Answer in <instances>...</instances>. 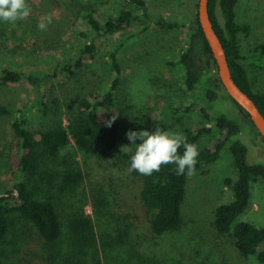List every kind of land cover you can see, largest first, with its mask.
Masks as SVG:
<instances>
[{"label": "trees", "instance_id": "trees-1", "mask_svg": "<svg viewBox=\"0 0 264 264\" xmlns=\"http://www.w3.org/2000/svg\"><path fill=\"white\" fill-rule=\"evenodd\" d=\"M76 1L82 7L79 15H82L92 35L88 43L74 51L72 59L64 56L61 63L52 68L51 73L46 74L26 75L7 68L0 72L2 87L17 84L22 80L37 87H41L40 84L43 86V93L37 105L25 103L16 110L0 106L1 116L13 115L11 124L13 137L8 163L15 178L12 183L0 187V264H14L4 260L2 250L8 240L10 217L13 214L30 227L25 230L17 246L28 244L26 238L35 233L40 242L41 251L38 256L40 255L42 264H164L159 251L165 242L162 241L163 237L175 233L180 228L181 205L189 175L187 170L177 175L174 171L175 164H162L158 171L145 175L131 169L130 155L122 154L116 158H121L125 168L118 169L126 171L127 174L122 177H116L112 173L105 175L103 181L108 188L104 191L95 179L89 178L87 168H82L75 156L69 157L63 153L72 142L84 158L95 156L105 161L114 158L112 154L118 145L120 133L114 106L121 83V67L117 57L120 46L109 52V67L113 78L100 99L94 102L88 99L80 100L77 107L68 113L66 126L58 122L43 128L39 131V139H36L30 122L34 107H39L43 112L48 110L44 100L51 95L55 79L69 80L87 63L94 61L97 53L95 38L123 32L133 23L144 25L150 22L156 28L165 31L178 29L180 24L162 17L150 19L148 6L144 0H119L133 9H124L126 8L124 6L115 20L107 19L101 23L91 5L105 0ZM237 4L238 0H209V14L222 42L234 82L254 101L264 115V92L254 88L251 72L242 63L245 58L241 54L239 36L248 34L250 28L248 24L238 22ZM216 9L221 14L223 25L219 22ZM188 28L175 61L167 63L178 67L185 92H193L198 87L201 90L199 98H204L205 95L207 100L212 101L224 91L217 79L212 53L198 24L196 13ZM257 49L264 56V44ZM207 63L210 64L211 70H206ZM206 71L209 87L204 88L205 92L202 95L203 87L202 82H199V76ZM229 101L239 109L235 102L230 99ZM189 109V106L185 108ZM157 114L152 109L147 110L132 130L168 129L167 124ZM200 115L203 118L201 127L197 130L184 131L187 141L198 144L201 137L212 130L216 138L212 144L199 149L194 172L203 171L219 158L222 150L227 148L237 174L236 180L231 178L224 180V184L233 190V199L215 208L213 226L219 235L231 237L234 248L241 256L254 257L258 262L264 263V227H257L247 221H238V217L250 206L252 183L261 181L264 184V164L248 163V150L238 138L241 128L236 121L220 114L214 118V127H209L207 121L210 120V114L205 107L200 109ZM112 116L116 118L109 126L107 121ZM247 119L251 124L248 117ZM256 134L259 136L257 131ZM183 151V146L178 148L180 154ZM41 165L48 168H40ZM34 176L50 190H54L56 195L30 187L26 179ZM125 178L137 187L133 197L140 203L144 221L137 222L135 216L111 209V200L118 204L117 197L123 198L122 200L126 197V194L122 193ZM82 187L84 190L79 194ZM63 195H67L72 204L76 203L71 205L72 209L65 217H62L57 209V202ZM82 198L91 204L92 216L84 212ZM100 224L104 227L101 236L106 240H103L104 244L101 245L97 233ZM14 255H19V248L15 249Z\"/></svg>", "mask_w": 264, "mask_h": 264}, {"label": "rangeland", "instance_id": "rangeland-1", "mask_svg": "<svg viewBox=\"0 0 264 264\" xmlns=\"http://www.w3.org/2000/svg\"><path fill=\"white\" fill-rule=\"evenodd\" d=\"M144 1L148 6L150 19L162 17L174 20L180 27L165 31L147 21L148 23L144 25L133 23L123 32L95 38L97 53L94 61L87 63L69 80L55 79L51 95L44 100L48 107L46 112L39 107L33 108L30 127L36 133V139L40 138L39 131L43 128L58 122L66 126L68 113L77 107L80 100L88 99L94 102L100 99L113 78L109 67V52L120 46L117 57L121 67V83L114 100L120 133L118 145L112 154L114 158L109 161L95 156L84 158L72 142L63 151L69 157L75 156L81 167L87 168L89 178L95 179L104 191L108 188L103 181L105 175L112 173L116 177H122L127 174L126 171L118 169L125 166L121 158L118 159L116 156L121 157L122 154L131 156V152L121 150L123 145L131 143L126 132L132 130L149 109L158 113L157 115L167 124V130L183 134L186 129L197 130L201 127L202 107L210 114V120L207 121L209 127H214V118L223 114L239 124L241 132L238 138L247 147L248 163L264 164V141L256 134L246 115L229 101L225 92L212 101L205 98V89L209 87L207 71L199 76L204 95V98H199L200 88L197 87L193 92H185L178 67L167 63L175 61L180 45L184 43L190 21L197 10L198 0ZM26 2L31 9L27 17L15 22H0V72L7 68L26 75L51 73L52 68L59 65L64 56L72 59L74 51L88 43L92 34L88 31L82 15H79L82 7L76 0H26ZM91 8L95 10L98 21L104 23L107 19L115 20L123 8L132 7L119 0H105L91 5ZM236 12L238 22L246 23L250 28L248 34L239 36L241 54L245 58L242 63L251 72L254 88L264 92V56L257 49L264 44V0H238ZM216 14L223 25L218 9ZM45 17L49 18L46 27L39 29L38 22ZM80 33L85 35L81 36ZM206 66V70H211L210 64L207 63ZM40 85L41 87H37L22 80L17 84L0 86V106L16 110L25 103L37 105L43 93V86ZM188 106L190 109L185 110ZM12 122L13 115H0V187L12 183L15 179L8 163L13 137ZM215 138L214 130L201 137L197 144L199 149L212 144ZM40 168L48 167L41 165ZM226 178L233 180L237 178L227 148L222 150L219 158L203 171L188 175L185 197L181 205L180 228L175 233L163 237L162 241L165 242L159 251L164 264H264L254 257L241 256L234 248L231 237L219 235L213 226L215 208L233 199V190L224 184ZM26 180L30 187L56 195L54 190H50L36 176L27 177ZM83 190V187L80 188L79 194ZM136 190L135 184L125 178L122 193L123 195L125 193L126 197L124 200L117 197L118 204L111 200V209L135 216V220L141 222L144 221V214L139 201L133 197ZM81 200L84 212L92 216L91 204L85 198ZM75 204L69 201L67 195H63L57 202L58 212L65 217L72 209L71 205ZM10 220L8 240L2 249L4 260L14 264H42L40 255L38 256L41 251L38 236L32 233L26 238L28 244L17 246L25 230L30 227L16 214H13ZM238 221H247L257 227H264V184L261 181L252 183L250 206L238 217ZM103 229V224L97 227L100 245L106 241L101 236ZM16 248H19V255H14Z\"/></svg>", "mask_w": 264, "mask_h": 264}, {"label": "clouds", "instance_id": "clouds-1", "mask_svg": "<svg viewBox=\"0 0 264 264\" xmlns=\"http://www.w3.org/2000/svg\"><path fill=\"white\" fill-rule=\"evenodd\" d=\"M30 7L26 0H0V22H15L30 14ZM48 17L40 20L37 27L44 29ZM107 121L111 124L112 120ZM127 139L131 142L123 145L121 150L131 152L129 167L141 174L150 175L158 171L162 164H175L177 175L187 173L191 175L195 171L199 146L195 142H188L185 135L179 131L156 128L148 130H129L126 132ZM138 141V142H137ZM183 146V153L178 148Z\"/></svg>", "mask_w": 264, "mask_h": 264}, {"label": "water", "instance_id": "water-1", "mask_svg": "<svg viewBox=\"0 0 264 264\" xmlns=\"http://www.w3.org/2000/svg\"><path fill=\"white\" fill-rule=\"evenodd\" d=\"M196 15L198 24L212 53L217 71V79L223 91L245 113L259 134V137L264 141V115L260 112L254 101L234 82L231 76L222 42L210 18L209 0L197 1Z\"/></svg>", "mask_w": 264, "mask_h": 264}]
</instances>
